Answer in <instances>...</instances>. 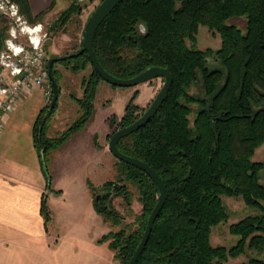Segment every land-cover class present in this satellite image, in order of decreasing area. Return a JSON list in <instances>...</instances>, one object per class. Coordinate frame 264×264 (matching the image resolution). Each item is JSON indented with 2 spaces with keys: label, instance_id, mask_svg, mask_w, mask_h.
<instances>
[{
  "label": "trees",
  "instance_id": "1",
  "mask_svg": "<svg viewBox=\"0 0 264 264\" xmlns=\"http://www.w3.org/2000/svg\"><path fill=\"white\" fill-rule=\"evenodd\" d=\"M11 1L32 23L55 5L53 0L49 10L34 16L28 0ZM80 10L73 1L50 31L65 27ZM244 18L245 31L231 23ZM5 23L0 11V51L8 37ZM200 26L221 36L219 50L195 48ZM145 27L147 33L142 34ZM94 50L104 69L117 78L131 79L162 67L174 79L168 99L151 122L118 144L123 154L153 168L168 193L137 264H226L240 256L248 258L243 264H264V163L254 160L264 145V0H125L98 29ZM61 61L73 64L74 71L91 64L86 52ZM88 79L84 97L78 100L82 115L72 127L58 137L48 136L57 106H46L37 119L35 146L47 175L48 154L83 130L94 115L103 80L94 68ZM140 117L139 107L131 102L119 126L128 127ZM116 122L111 119V125ZM118 165L121 177L102 187L112 192L96 198L94 207L105 221L121 226L123 217L113 200L123 197L130 206L132 194L125 183L138 187L143 212L137 228L125 226L98 241L109 243L115 258L129 264L160 193L144 171L122 161ZM226 198L242 199L254 211L229 226L231 235L239 238L230 248L212 243L214 229L231 217ZM42 212L48 224L46 201Z\"/></svg>",
  "mask_w": 264,
  "mask_h": 264
},
{
  "label": "crops",
  "instance_id": "2",
  "mask_svg": "<svg viewBox=\"0 0 264 264\" xmlns=\"http://www.w3.org/2000/svg\"><path fill=\"white\" fill-rule=\"evenodd\" d=\"M28 1L34 16L49 10L53 2ZM45 107L44 95L37 90L23 95L14 112L5 117L0 135V264H64L81 252L86 253V263L91 264L96 242L108 230L105 220L99 221L91 184L96 186V181L109 173L112 178L115 161L109 147L110 129H106L105 141H98L91 119L79 136L70 141L69 147L74 150L70 155L81 160L84 168L79 175L75 171L69 175L71 171H67L70 181L63 186L59 173L46 174L35 146L36 122ZM50 130L48 136L52 137ZM60 149L55 150L59 155ZM103 180L100 185L108 182ZM69 193L78 196L75 203H68ZM61 200L67 212L70 205L76 204L84 211L77 221L71 214L62 219L63 223L66 221L63 225L71 226L62 234ZM43 201L51 214L48 224L42 212ZM76 226H82L81 230ZM106 246L99 248L106 253Z\"/></svg>",
  "mask_w": 264,
  "mask_h": 264
},
{
  "label": "rangeland",
  "instance_id": "3",
  "mask_svg": "<svg viewBox=\"0 0 264 264\" xmlns=\"http://www.w3.org/2000/svg\"><path fill=\"white\" fill-rule=\"evenodd\" d=\"M7 1L10 2V4L16 5L19 11L18 17L20 15L22 18L21 20H18V17H13L11 14H7L6 11L0 10L3 15V19L6 20L5 24L8 26V37L6 39L5 46L0 51V53L4 50L6 51L8 45L10 46L11 44H13L14 47L27 46L30 44V39L34 38L35 41H40L43 46L46 66L48 65V61L54 58L59 59L58 62L53 65L54 76L57 81L58 88L60 89L59 101L49 125V130L52 126L49 133L50 136H52L51 138L58 137L70 127H72L81 117L82 111L78 100L84 97L86 86L88 85V78H90L93 73V67L91 64H88L85 69L74 71L73 64L61 60L70 59L68 56H71L79 51L88 19L103 0H55V5L51 11L48 12L37 23L29 22L21 14L20 7L16 3L12 2L11 0ZM73 1H76L78 4H80V13L74 15L65 27L58 28L55 31H50V28L58 20L61 13H63ZM10 4L9 6H11ZM244 19H234L231 21V23L245 31L246 19ZM33 28H36L34 29L35 31ZM188 45L193 47L194 44L191 41H188ZM221 46L222 39L218 33L211 31L206 26H200L195 48L202 51L210 49L215 52L219 50ZM211 61L214 64V60L211 59ZM1 67L2 66L0 65V68ZM163 85L164 80L161 78L128 88H119L108 84L105 81H100L97 87V93L94 102L95 112L92 117V121L90 120L92 122V130H95L98 133V141L104 142L106 129H110L108 138L110 143V136L121 129L119 122L125 115L126 108L131 102L139 107V113L142 116L153 103ZM198 89L199 88L193 90L197 91ZM112 118H117V122L114 126L111 125ZM80 132L72 135L68 141H66L65 144L60 147L61 149L59 148L61 150V155L58 154L59 151L52 150L47 156L45 165L47 167L48 174L50 176H54L56 173H59L58 179L63 186H65L66 181H70L69 177L67 176V171H71L69 175H73V171L79 175L82 173L84 168L81 160H78L74 156L70 155V153H72L74 150L69 147L70 144H72L71 142L75 140L77 136H79ZM113 158L115 164L112 178L109 173L107 176L99 178L96 181V186L91 184L94 188V202L98 196H107L108 192H112L110 188L107 190L102 188L107 182L103 185H100V181L107 179L108 182H113L117 181L121 177L118 165L119 160L115 156ZM254 160L264 163V145L257 150ZM261 177V182L264 184V171L261 173ZM125 184L132 194L130 197L131 205H127V202L123 197H118L113 200L112 204L114 208L120 213L123 219L121 226H115L112 222L104 221L108 227L105 235H108L111 232H118L122 228H125V226H129V230H134L137 228L136 222L138 216H140L143 212V204L140 202L138 187L129 181H127ZM67 197L71 201L68 202L70 204L73 202L75 203L77 201L75 200V197L78 196L75 195L73 197V195L69 193ZM63 202L64 201L61 200V234L63 231L69 230V227H71H68L67 224L63 225L66 223L65 220L63 223L62 219L64 217L67 218L68 215L71 214L73 215L75 221H77V219L82 217V213L84 214L82 208H80L77 204L75 206L70 205L69 208L66 209L69 212L65 211ZM225 204L231 217L228 223L221 224L214 229L212 234V243L215 246L222 245L230 248L237 243L239 238L231 235L229 226L254 213V211L248 209L242 199L226 198ZM98 218L100 222L104 219L99 214ZM92 221H94V219ZM77 227V230L79 231L82 228V226H76V228ZM103 236L100 237L102 238ZM106 244L108 247L106 246L105 248L108 249L109 243L96 242L95 254H92V258L90 257L91 264H122L120 260L115 258V254L114 257L112 256V250H110V248L108 249L109 251H106V253H104L103 250L99 248L101 245ZM79 255L80 256L76 257L73 256V259H69L68 262H64V264H87V257H85L86 253L81 252ZM246 261H248L246 256H240L235 259H230L226 264H243Z\"/></svg>",
  "mask_w": 264,
  "mask_h": 264
},
{
  "label": "water",
  "instance_id": "4",
  "mask_svg": "<svg viewBox=\"0 0 264 264\" xmlns=\"http://www.w3.org/2000/svg\"><path fill=\"white\" fill-rule=\"evenodd\" d=\"M124 1L125 0H103L102 3L96 8V10L88 19V22L84 30L80 51L68 57L70 58L77 57L80 54L86 52L88 54L92 67L99 74L101 79L107 82L108 84H111L119 88L135 87L160 78L164 80L163 87L159 91L153 103L146 110V112L132 125L122 128L117 132H115L112 135L109 143V147L112 154L119 161H122L126 164H129L144 171L156 184L160 193L159 201L148 219L147 227L144 232L141 243L138 246L135 253L133 254L129 263V264H137L138 260L140 259L141 255L143 254V252L145 251L148 245L155 223L166 204L168 193L165 182L153 168H151L149 165H147L145 162L139 159L123 154L119 150L118 144L123 138H126L131 134L139 131L141 128H143L145 125L151 122V120L157 115L159 110L162 108L163 104L168 99L174 79L171 72L168 69L162 67L149 68L142 74L131 79H120L107 72L104 69V67L101 65L94 50V41H95L96 33L100 28V26L103 24V22L110 16V14ZM58 60L59 59L54 58L48 61V65H47L49 78L52 83L53 92H54L51 109H54L59 101V88L53 72V65L56 62H58ZM97 199L99 200L100 196H98Z\"/></svg>",
  "mask_w": 264,
  "mask_h": 264
},
{
  "label": "built area",
  "instance_id": "5",
  "mask_svg": "<svg viewBox=\"0 0 264 264\" xmlns=\"http://www.w3.org/2000/svg\"><path fill=\"white\" fill-rule=\"evenodd\" d=\"M7 0H0V10L18 17V8ZM19 15L18 20H21ZM36 28H33V30ZM35 31V30H34ZM31 33V32H30ZM0 135L5 117L14 112L21 97L34 90L44 95L46 106L52 104L53 87L46 66L45 52L41 42L30 39L27 46L14 47L0 53Z\"/></svg>",
  "mask_w": 264,
  "mask_h": 264
},
{
  "label": "clouds",
  "instance_id": "6",
  "mask_svg": "<svg viewBox=\"0 0 264 264\" xmlns=\"http://www.w3.org/2000/svg\"><path fill=\"white\" fill-rule=\"evenodd\" d=\"M147 33V28L145 27L143 30H142V34H146Z\"/></svg>",
  "mask_w": 264,
  "mask_h": 264
}]
</instances>
